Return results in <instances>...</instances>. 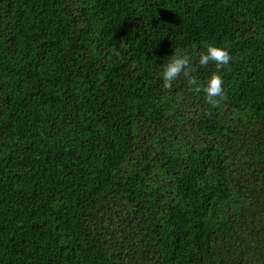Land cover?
<instances>
[{"label": "trees", "instance_id": "1", "mask_svg": "<svg viewBox=\"0 0 264 264\" xmlns=\"http://www.w3.org/2000/svg\"><path fill=\"white\" fill-rule=\"evenodd\" d=\"M0 264H264V0H0Z\"/></svg>", "mask_w": 264, "mask_h": 264}, {"label": "clouds", "instance_id": "2", "mask_svg": "<svg viewBox=\"0 0 264 264\" xmlns=\"http://www.w3.org/2000/svg\"><path fill=\"white\" fill-rule=\"evenodd\" d=\"M232 60V56L226 48L208 44L206 50L199 56V65L207 67L209 64H214L216 72H214L208 79L206 85L201 88L196 78L189 79V84L193 86V91L205 93L206 102L215 107L218 105L225 96L224 80L220 75V71L227 66ZM192 68V56L187 52L179 49L175 50L172 59L164 65L162 78L164 87L171 89L173 83L181 76L189 77Z\"/></svg>", "mask_w": 264, "mask_h": 264}]
</instances>
